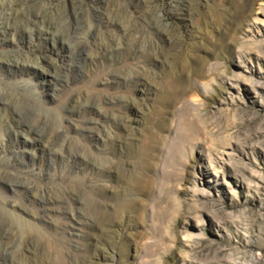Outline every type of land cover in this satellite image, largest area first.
I'll return each mask as SVG.
<instances>
[{
	"label": "rangeland",
	"instance_id": "374dc122",
	"mask_svg": "<svg viewBox=\"0 0 264 264\" xmlns=\"http://www.w3.org/2000/svg\"><path fill=\"white\" fill-rule=\"evenodd\" d=\"M0 264H264V0H0Z\"/></svg>",
	"mask_w": 264,
	"mask_h": 264
},
{
	"label": "bare ground",
	"instance_id": "6f19581e",
	"mask_svg": "<svg viewBox=\"0 0 264 264\" xmlns=\"http://www.w3.org/2000/svg\"><path fill=\"white\" fill-rule=\"evenodd\" d=\"M67 153H68V157L70 158V159H72L73 161H77L78 159H79V157H80V155H79V153L77 152V151H73V150H68L67 151ZM66 153V154H67Z\"/></svg>",
	"mask_w": 264,
	"mask_h": 264
}]
</instances>
